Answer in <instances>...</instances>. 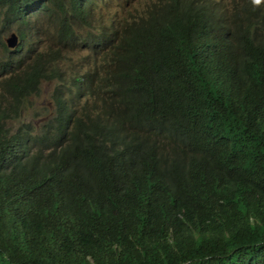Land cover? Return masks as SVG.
Returning a JSON list of instances; mask_svg holds the SVG:
<instances>
[{"label": "trees", "instance_id": "1", "mask_svg": "<svg viewBox=\"0 0 264 264\" xmlns=\"http://www.w3.org/2000/svg\"><path fill=\"white\" fill-rule=\"evenodd\" d=\"M103 1L0 0V264H264V14Z\"/></svg>", "mask_w": 264, "mask_h": 264}, {"label": "rangeland", "instance_id": "2", "mask_svg": "<svg viewBox=\"0 0 264 264\" xmlns=\"http://www.w3.org/2000/svg\"><path fill=\"white\" fill-rule=\"evenodd\" d=\"M143 0H105L97 3L93 8V14L95 16L96 25L101 22L99 26L94 28L91 32L103 28L104 25L111 23L115 19V16H121L124 13H131L134 11V7L141 4ZM127 16L126 19H128ZM122 22V21H117ZM46 26L47 24L44 23ZM10 33V32H9ZM86 33L82 32L80 39L85 36ZM6 38L9 36L7 33ZM5 38V39H6ZM44 47L48 44L47 38L44 37ZM51 43L49 42L48 45ZM85 55L83 44L78 42V46L73 53H64L65 60L62 61L61 66L63 69L70 67H78L83 61L82 56ZM63 59V58H62ZM55 82H43L40 86V91L37 96L29 98L27 107L23 110V118L21 122H32L37 126L44 124L45 119L50 116L53 111V105L51 103V94L54 90ZM38 115V117H35Z\"/></svg>", "mask_w": 264, "mask_h": 264}, {"label": "clouds", "instance_id": "3", "mask_svg": "<svg viewBox=\"0 0 264 264\" xmlns=\"http://www.w3.org/2000/svg\"><path fill=\"white\" fill-rule=\"evenodd\" d=\"M150 0H143L137 6L143 7ZM228 16H233L235 11L249 19H259L264 14V0H225Z\"/></svg>", "mask_w": 264, "mask_h": 264}, {"label": "water", "instance_id": "4", "mask_svg": "<svg viewBox=\"0 0 264 264\" xmlns=\"http://www.w3.org/2000/svg\"><path fill=\"white\" fill-rule=\"evenodd\" d=\"M6 46L9 50L15 49L19 44V38L18 36L12 32L9 34V36L5 40Z\"/></svg>", "mask_w": 264, "mask_h": 264}]
</instances>
